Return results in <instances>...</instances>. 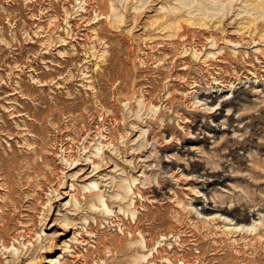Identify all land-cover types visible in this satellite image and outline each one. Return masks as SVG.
I'll return each instance as SVG.
<instances>
[{
    "label": "rangeland",
    "instance_id": "obj_1",
    "mask_svg": "<svg viewBox=\"0 0 264 264\" xmlns=\"http://www.w3.org/2000/svg\"><path fill=\"white\" fill-rule=\"evenodd\" d=\"M208 203L264 205V0H0V264H264Z\"/></svg>",
    "mask_w": 264,
    "mask_h": 264
},
{
    "label": "bare ground",
    "instance_id": "obj_2",
    "mask_svg": "<svg viewBox=\"0 0 264 264\" xmlns=\"http://www.w3.org/2000/svg\"><path fill=\"white\" fill-rule=\"evenodd\" d=\"M259 3V2H258ZM200 17V16H199ZM196 18V17H195ZM199 19V18H198ZM197 18L196 19H194V18H192V17H189V18H186V19H184V21L186 22V24L187 25H189V26H196V25H199V26H207V23H204V21L203 22H201L202 20H198ZM200 19H201V17H200ZM158 20V19H157ZM199 21V22H198ZM184 23V22H183ZM247 23V27L246 28H248V30L250 29V28H252L253 27V25H254V19H252V20H249V21H247L246 22ZM177 24V25H176ZM175 26L176 25V27L178 26L179 28H185V26L182 24V21L180 20V19H174V20H171L170 18L169 19H166L165 21H163L162 22V25H160V27H162L163 26V29H166V28H169L170 26ZM253 30H255V28H252ZM256 31V30H255ZM195 56V55H194ZM248 90V89H247ZM253 90V89H252ZM252 90H250V91H252ZM249 91V92H250ZM239 93V92H238ZM253 93H256L255 91L253 92ZM258 93V92H257ZM218 94V93H217ZM215 95V94H213V95H206L205 96V98L203 99V100H205L206 101V104L207 105H211V106H215V105H217L216 103H218V105H220V106H222V107H227L228 105H234L236 102L235 101H228V98H226L225 96H219V95ZM250 97V93H248V92H243V94L241 93H239L238 95H237V100L238 101H240V100H246V99H248ZM254 97V96H253ZM234 98H235V96H234ZM252 98V97H251ZM230 99V98H229ZM232 100V99H231ZM204 101V102H205ZM236 106V105H235ZM233 107V106H232ZM231 108V107H230ZM235 108V107H234ZM224 109V108H223ZM232 109V108H231ZM244 110V109H243ZM237 111H238V109H237ZM233 112V111H232ZM232 112H230V113H232ZM229 113V112H228ZM226 114L227 116H228V118H227V124H225L224 125V127H222L223 128V130H226V129H229L230 127H234L235 125L233 124L234 122H236V120L234 119V117H233V115H231V114ZM244 114V113H243ZM242 115V114H241ZM237 116V115H236ZM244 116V115H243ZM243 116H239L238 118H237V121L238 122H240V123H242L243 122ZM225 123V122H224ZM223 123V124H224ZM226 126H229V128L228 127H226ZM239 128H241V126H239ZM220 130V129H219ZM202 131V130H201ZM204 132V131H203ZM203 134H205V133H203ZM236 134V133H235ZM227 135V134H226ZM212 137V136H211ZM229 136H227V138H228ZM213 138H215V137H213ZM226 138V139H227ZM234 139V138H233ZM225 140V139H224ZM215 141V140H214ZM221 141H223V140H221ZM232 141V140H231ZM237 141V140H236ZM225 142V141H224ZM228 142V141H227ZM230 142V141H229ZM234 142V141H233ZM103 143V142H102ZM212 143V142H211ZM238 146V145H237ZM186 150H188V149H186ZM191 151L193 150H195V148H191L190 149ZM233 150V149H232ZM192 151V152H193ZM231 155H233V156H235L236 158H239V154L237 153V151H235V150H233L232 152H231ZM89 158H91V157H87V160L89 159ZM240 158L241 159H243V157H241L240 156ZM174 159V158H173ZM175 160V159H174ZM191 160V159H190ZM194 160V159H193ZM195 161V160H194ZM191 162H193V161H191ZM92 163L93 164H96V161L95 160H92ZM71 166L73 165V164H70ZM248 166V165H247ZM250 166V165H249ZM188 168V167H187ZM195 168V167H194ZM96 169V168H95ZM211 170V169H210ZM217 171H206L205 173H203V174H205V176H206V178L207 179H211V180H209V181H214V182H219V181H221V180H224V179H226V177H228V175H224V174H220V173H216ZM219 172V171H218ZM226 172V171H225ZM243 175V174H242ZM232 176V175H231ZM230 177V176H229ZM91 185H95V186H97L98 187V183H96V182H92L91 183ZM72 187H74V189H75V184H72L71 185ZM76 190V189H75ZM65 194V193H64ZM70 194H72V190L70 191ZM67 195V194H66ZM100 197V201L102 202V203H104V200H103V195H99ZM206 201H208V200H206ZM210 202V201H209ZM104 205H105V203H104ZM232 209V208H231ZM231 209H228V208H226V207H224V206H221V205H216V204H214V205H212V204H210V203H208V204H206L203 208H202V210H203V214H206L207 216H212V217H214V218H220V219H222L223 218V216H228V217H224V221L226 222V224H231L233 221H235V225L236 226H238V228H241L242 230H244L245 228H247V231H249V230H251V229H253V230H256L257 229V227L259 226V225H264V205H257V206H255V208L253 209V210H249V211H243V212H236L235 210L233 211V210H231ZM201 210V211H202ZM110 210H108V212H109ZM111 212V211H110ZM258 217L257 219L255 218V217ZM257 220V221H259V223H256L257 221H253V220ZM251 221H253V222H251ZM231 222V223H230ZM44 227V226H43ZM45 228H46V226H45ZM49 247H51V248H54V244H53V242L52 243H50V246ZM45 248V246H43L42 247V249H44ZM46 248H47V246H46ZM38 257H41V256H35V257H33L32 258V260H36ZM51 261V260H50ZM55 262V261H54ZM56 262H57V260H56ZM58 262H59V260H58ZM29 263V262H28ZM51 264H53L52 262H50Z\"/></svg>",
    "mask_w": 264,
    "mask_h": 264
}]
</instances>
